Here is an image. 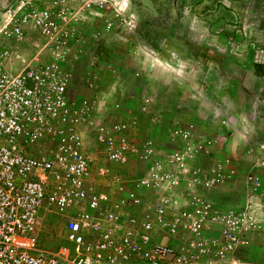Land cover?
<instances>
[{
  "label": "built area",
  "instance_id": "obj_1",
  "mask_svg": "<svg viewBox=\"0 0 264 264\" xmlns=\"http://www.w3.org/2000/svg\"><path fill=\"white\" fill-rule=\"evenodd\" d=\"M95 1L104 2L80 5ZM71 8V0H11L0 13V264H253L236 253L264 232L260 176L250 172L243 200L222 207L206 191L222 182L225 165L198 164L189 129H171L166 148L136 137L130 119L98 121L97 97L69 89L87 54ZM33 31L41 45L8 70L20 57L8 41L26 42ZM97 78L93 71L85 81ZM135 163L138 173L117 170ZM44 202L65 218L55 248L37 234Z\"/></svg>",
  "mask_w": 264,
  "mask_h": 264
},
{
  "label": "rangeland",
  "instance_id": "obj_2",
  "mask_svg": "<svg viewBox=\"0 0 264 264\" xmlns=\"http://www.w3.org/2000/svg\"><path fill=\"white\" fill-rule=\"evenodd\" d=\"M9 1L0 0V13ZM97 1L104 2L83 8L71 0L87 48L73 71L71 96H96L98 121H135V136H152L161 147L171 146V129H189L196 162L225 165L222 182L206 191L222 207L243 200L250 172L264 185V0ZM41 42L34 31L26 42L8 41L20 57L13 55L7 69L17 71ZM93 71L98 78L90 86L85 79ZM84 144L95 154L88 130ZM139 167L117 170L134 174ZM64 220L43 203L36 225L42 246L64 242ZM236 255L264 264V232Z\"/></svg>",
  "mask_w": 264,
  "mask_h": 264
},
{
  "label": "crops",
  "instance_id": "obj_3",
  "mask_svg": "<svg viewBox=\"0 0 264 264\" xmlns=\"http://www.w3.org/2000/svg\"><path fill=\"white\" fill-rule=\"evenodd\" d=\"M143 103H146L145 101H143ZM238 114V117L241 116V114L237 113ZM224 115H226V113H224ZM137 121V120H136Z\"/></svg>",
  "mask_w": 264,
  "mask_h": 264
}]
</instances>
